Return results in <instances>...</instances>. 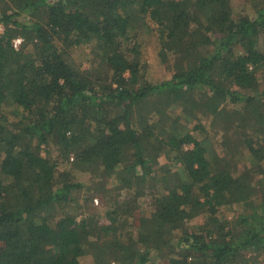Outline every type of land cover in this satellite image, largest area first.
Here are the masks:
<instances>
[{"label":"trees","instance_id":"trees-1","mask_svg":"<svg viewBox=\"0 0 264 264\" xmlns=\"http://www.w3.org/2000/svg\"><path fill=\"white\" fill-rule=\"evenodd\" d=\"M238 1L0 0V264H264V0Z\"/></svg>","mask_w":264,"mask_h":264},{"label":"rangeland","instance_id":"rangeland-1","mask_svg":"<svg viewBox=\"0 0 264 264\" xmlns=\"http://www.w3.org/2000/svg\"><path fill=\"white\" fill-rule=\"evenodd\" d=\"M242 1L244 2V0H242ZM235 2H238V4H239L238 0H235ZM235 10H237V8H235ZM194 29H195V27H193V30H192L194 40L201 41V39L204 40V38H202L204 35L208 36L205 33L203 27H201V28L198 27L195 30ZM141 34H142V37L145 41L144 45L142 47V54H143L142 60L146 64L144 76L146 78L152 79V80H158V79H163V78L167 77L170 73L169 64L167 62H161L157 56V41H156V37H155L154 33L147 30V29H143ZM76 175L81 182H83L85 185H88L85 188V191L87 190V192H89V191L92 192V194H90V195H92V197L94 199L93 211L98 212L100 215L103 214L104 211L106 210L105 203L108 202L107 197L109 194L106 190L108 189V187H111L110 182L108 180L102 179L101 181L98 180L99 183H97L96 186H93L88 174L76 173ZM257 184H260V181H257ZM99 186H101V189L99 191H97V188ZM112 189H113V193L118 192L117 188H112ZM105 196H107V197H105ZM106 199H107V201H106ZM143 209L145 210L146 208H143ZM138 216H139L138 213H137V215L131 216L130 219H131L132 225L130 227H128L129 230H131V231L133 230L132 226L136 225V220H137Z\"/></svg>","mask_w":264,"mask_h":264},{"label":"built area","instance_id":"built-area-1","mask_svg":"<svg viewBox=\"0 0 264 264\" xmlns=\"http://www.w3.org/2000/svg\"><path fill=\"white\" fill-rule=\"evenodd\" d=\"M2 31H3V27L0 26V32H2ZM21 42H22V38L21 37H17L15 39H13V47L14 48H18V46L21 44Z\"/></svg>","mask_w":264,"mask_h":264}]
</instances>
